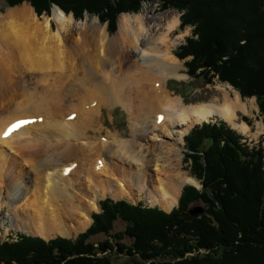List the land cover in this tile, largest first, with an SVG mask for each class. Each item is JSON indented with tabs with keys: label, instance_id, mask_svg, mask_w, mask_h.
Here are the masks:
<instances>
[{
	"label": "bare ground",
	"instance_id": "1",
	"mask_svg": "<svg viewBox=\"0 0 264 264\" xmlns=\"http://www.w3.org/2000/svg\"><path fill=\"white\" fill-rule=\"evenodd\" d=\"M178 25L171 11L154 18L122 14L109 37L97 21L89 27L56 6L49 16L37 17L26 3L0 13V146L17 156L0 147V209L8 210L0 211L2 239L9 214L27 235L76 236L90 226L101 198L137 203L144 195L169 212L183 187L197 186L182 171L183 136L215 118L247 132L246 124L234 122L236 112H248L238 93L224 92L221 104L185 105L165 87L169 79H184L171 54ZM27 73L31 86L24 85ZM103 103L128 114L129 137L91 136ZM34 112H41L43 133L30 153L34 143L27 136L37 121L7 138L1 133Z\"/></svg>",
	"mask_w": 264,
	"mask_h": 264
},
{
	"label": "trees",
	"instance_id": "2",
	"mask_svg": "<svg viewBox=\"0 0 264 264\" xmlns=\"http://www.w3.org/2000/svg\"><path fill=\"white\" fill-rule=\"evenodd\" d=\"M4 1L9 8L25 2L37 17L49 15L54 6L76 20L85 13L95 15L111 32L119 14L138 13L143 3ZM165 5L182 12L179 29L192 28L173 55L190 58L185 63L188 76L207 84L217 77L240 98H255L264 117V0H165ZM184 142L185 161L201 188H182L170 213L106 199L100 202L101 213L92 215L91 226L75 240L46 242L20 234L0 243V264H264L263 147L250 148L222 122L194 126ZM197 203L204 213L190 217L187 211ZM118 220L125 230L111 235ZM97 235L107 239L96 246L89 240ZM124 236L130 245L122 243ZM115 247L129 261L109 258L107 252Z\"/></svg>",
	"mask_w": 264,
	"mask_h": 264
},
{
	"label": "rangeland",
	"instance_id": "3",
	"mask_svg": "<svg viewBox=\"0 0 264 264\" xmlns=\"http://www.w3.org/2000/svg\"><path fill=\"white\" fill-rule=\"evenodd\" d=\"M24 3H22V4H24ZM21 5H19V6H21ZM164 5H165V0H143V3L141 4V8H140L139 12L135 13V14H142L144 17L154 18V17H157V16L163 14L164 12L171 11V12H175L177 14V17H179V25H180V17L182 15V12L177 11L178 9H176L174 7H171V6L165 7L166 5L165 6ZM16 7H18V6H16ZM7 8H9V7L6 5L5 1L0 0V13L5 12V10ZM51 11H52V9H51ZM51 11H50V14H51ZM130 13H121L116 17V20H115L116 29L114 32H111L109 29H107V23H101L99 21L98 17L95 15H90V14L85 13L82 19H80V20L74 19V20L76 22H84V23H86L87 26L89 25V27L91 26V24H93V22L97 21L98 24L100 25V27L105 29V31L109 37H115L116 33L118 31L119 17L122 14H130ZM131 14H133V13H131ZM49 15H46L43 13L41 16H49ZM41 16H39V17H41ZM52 28L55 29V26L52 25ZM191 35H192V28L184 27L183 29H179L177 26L176 29L173 31V36H171V40H176L178 38L176 40L177 44L175 45V48L171 54L174 55V53L177 51L179 46L185 44V40L190 38ZM175 58H177V57H175ZM178 60H179L178 62L181 65L180 75H182V77L184 79L183 80L169 79V81H167L165 83V87L167 88V90H169L173 94V96L181 97V99L185 105H189V104L194 105V104H201V103H219V104H221L223 102L224 92H228V94L231 96V98H235V95L238 92L234 88L229 86L228 84H224V83L219 82L217 80V77L212 82H210V84H207L205 82V80L200 78V77L190 78L187 74V67L185 65V63L187 61H189L190 58H187L185 60H180V59H178ZM31 77H32V74L30 75L27 73L25 75V79L27 80V83L24 85H27V86H28V84L30 85V83H31L30 78ZM180 84H182V86H180ZM240 99L242 100L243 103L246 104L248 112H236V117L234 119V122L237 124H241V123L246 124L248 127V130L246 133H242V132L238 131L236 128L232 127L231 125H228L229 124L228 122H227L228 124L224 121L222 122V120L219 118L211 119L208 122L225 123V125L229 126L233 131H235L237 134L241 135L242 136V142H244L250 148L261 146L264 149V117L259 113V109H258V106L256 104V99L255 98H244V99L240 98ZM22 115H24V114H21L18 116H22ZM27 115H29V117H31V118H36V119L41 118V112H34L31 114H27ZM96 116H97V120H98L97 124L95 126H93L89 131L92 137H95V138L97 137V139L99 141L107 140L109 138L107 136L108 133L119 134V138H121V135L129 137L128 134L130 131V122L128 121L129 120L128 114L125 111H123V109L120 106H114L113 107V106H110V105L103 103L101 105L100 110L97 112ZM42 133H43V129L41 126V122L40 123L38 122L37 127H36V131L32 134H28V136H27L29 139L33 138L32 140L34 143L33 148L30 151V153H35L38 150V146H36V138H38V136ZM20 138H22V137H20ZM49 144L52 145V144H54V142H52V140H51V142ZM184 145H185V142L182 143V147H183L182 151H183V156H184L182 159V165H183L182 171L184 173H186L189 177L192 178L191 170H190V163L185 161V155L184 154L186 153L187 150L185 149ZM0 147L4 150H7L8 152H10L14 157H17L7 147H5V146H0ZM26 151L27 150H24V152H26ZM144 166L147 168L146 165H144ZM152 172H154L153 169H152ZM113 175H116V174L113 173ZM159 177H161L160 173H159ZM192 179L196 181L197 186H194L193 184L192 185H186V186H192V187H195L196 189H200L201 188L200 182L198 180L194 179V177ZM80 196L83 198V201H86V198H87L86 193H82V194H80ZM143 196L141 195L140 200L137 203H132L128 199L119 200V201H125L129 204H136V205L140 204V205L147 207V208H154L148 203L147 199H145V197H143ZM82 198H81V200H82ZM105 199H107V198H101L100 200H98V202L103 201ZM109 200H111V199H109ZM111 201H113V200H111ZM197 206L203 207L201 204L197 203L195 205H192L189 208V210L194 208V207H197ZM157 208L159 209V207H157ZM0 211L3 213L8 212V210L6 208L3 211H2V209H0ZM98 213H100V208L98 211L93 212L91 215L98 214ZM7 218L8 219L5 222L4 226H5V229H7L8 231H7V233L3 239L1 237L4 234V231H0V243L7 241V240L15 241L17 239V236L20 234H23L24 236L34 237V238L37 237V236H31V234L27 235L25 233V229H24V227H22V225H20L21 226L20 229H17L18 225L13 224V215L12 214H9V216ZM64 220L66 222L71 221L70 218H68V219L64 218ZM91 224H92V222H91ZM91 224H90V226H91ZM123 230H125V224L122 221L118 220L113 225L111 235H114L116 233H120ZM81 233H83V232H81ZM81 233H79V234H81ZM79 234H77L76 236H72V237L69 236V237H67V239L74 240L78 237ZM40 236H42V235H40ZM55 236H56V234H53V236H51L48 240H44V241H46V242H49L51 240L53 241L56 238ZM105 239H107L106 236L97 235L95 237H92L89 240V242L96 244V246H97L98 243L103 242ZM122 243L126 244V245H130L131 242L124 236ZM116 250H117V248L115 247L113 251L107 252V254L110 256L109 258H111L114 262H117V263H123V262L129 261V257L124 255L123 253L120 255L119 253L116 252Z\"/></svg>",
	"mask_w": 264,
	"mask_h": 264
},
{
	"label": "water",
	"instance_id": "4",
	"mask_svg": "<svg viewBox=\"0 0 264 264\" xmlns=\"http://www.w3.org/2000/svg\"><path fill=\"white\" fill-rule=\"evenodd\" d=\"M203 213H204V208L200 207V206L194 207V208L187 211V215H189L190 217L202 215Z\"/></svg>",
	"mask_w": 264,
	"mask_h": 264
}]
</instances>
